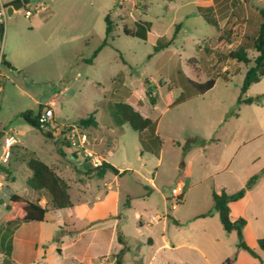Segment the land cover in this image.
I'll list each match as a JSON object with an SVG mask.
<instances>
[{
	"label": "rangeland",
	"instance_id": "374dc122",
	"mask_svg": "<svg viewBox=\"0 0 264 264\" xmlns=\"http://www.w3.org/2000/svg\"><path fill=\"white\" fill-rule=\"evenodd\" d=\"M206 1L210 0H29L13 14L6 12L0 51L16 70L0 62V154L7 137L16 142L8 164L0 166V264L9 243L17 264H76L82 256L93 259L92 264H107V258L99 256L112 249L111 230L97 231L88 221L97 216L90 210L109 183L120 201L115 235L128 241L123 264H206L187 245L202 248L219 233L224 235L213 194L220 185L230 192L242 177L238 170L221 173L225 159L264 160V106L239 103L248 65L228 58L241 44L251 47L264 0H214L209 10L198 9ZM204 13L216 25L207 22ZM108 15L113 27L108 45L93 63L87 62L106 38ZM140 20L153 24L147 40L124 32L135 30ZM174 33L172 45L156 52L158 38L170 39ZM247 51L252 64L257 52ZM176 73L186 80L175 79ZM210 77L216 81L213 88L198 93L192 82L204 83ZM132 92L141 106L132 100ZM183 93L194 95L172 105ZM262 94L264 79L247 92L249 97ZM51 100L55 104L48 105ZM114 102L129 103L143 117L157 120L155 140L142 146L139 134L127 124L107 131L109 123L116 124L108 105ZM46 108L53 111L51 125L43 128L50 137L20 117ZM88 114H95L102 132L111 131L114 137V145L105 144L104 138L96 150L103 149L113 162L129 165L144 177L127 173L115 181L110 173L102 179L89 159L71 147L62 129L77 126ZM80 129L87 138L94 127ZM257 133L260 137L253 141ZM147 146L157 154L146 151ZM32 158L63 166L61 175L75 207L70 219L74 224L68 222L65 231L86 227L80 239L50 220L20 224L17 231L2 225L13 194L34 196L26 184L31 176L26 163ZM85 163L90 168L82 172ZM179 181L184 183L182 204L172 195ZM81 190L90 204L77 202ZM200 214L209 215L197 219ZM152 216L160 219L151 223ZM58 233L62 244L53 241ZM163 238L184 246L174 252L159 249ZM233 239L223 256H236Z\"/></svg>",
	"mask_w": 264,
	"mask_h": 264
},
{
	"label": "trees",
	"instance_id": "16d2710c",
	"mask_svg": "<svg viewBox=\"0 0 264 264\" xmlns=\"http://www.w3.org/2000/svg\"><path fill=\"white\" fill-rule=\"evenodd\" d=\"M10 5H5L8 7ZM209 10V8L204 9ZM207 22L216 25L205 13L203 15ZM260 23L258 26L257 34L251 39V47L241 44L237 50L231 52L228 58L236 60L239 63L248 65L246 69L243 84L241 86V94L239 97V103H244L247 105L252 104H262L264 102V95H259L257 97L247 96L249 88L253 84L259 83L264 77V6L259 11ZM106 38L103 43L98 47V49L93 53L91 59L87 62H93L97 57L101 49L108 45V38L110 37L113 27L111 25L109 15L106 17ZM135 30H124L125 34L132 37H138L140 39H147V32L150 29L151 24L145 21H138L135 23ZM180 27L181 25H177ZM4 36V24H0V41ZM176 39V33L170 39L166 37H161L157 40L155 45V51L158 52L161 49L167 48L172 45L173 41ZM248 48H252L257 52V56L254 58L252 64H250V59L248 57ZM0 62L9 69L16 70L10 62L5 59V55L1 54L0 51ZM179 80H186L185 76L182 74L178 78ZM215 78L210 77L204 83H198L193 81L192 85L196 88L198 93H205L206 91L213 88L215 85ZM194 94H181L172 105H176L185 102L187 99L191 98ZM132 96V95H131ZM134 96V95H133ZM132 100L136 102L137 107L142 105V102L137 97H132ZM152 105L155 104L154 99H150ZM110 108V113L114 117L116 124L121 126L128 124L132 130L136 132H142L146 129H154L156 122L149 117H143L134 107L125 102H114L108 104ZM41 112L36 114L33 111H25L21 113L20 117L26 124L38 129L45 136L50 137V133L45 132L40 126L39 117ZM79 128L87 129L95 127L97 122L93 114H88L86 118L81 119L76 124ZM27 167L31 171V176L27 178L26 184L29 188L34 191H44L48 197V205L43 207L38 202L30 201L24 197L17 194H13L7 204L6 209L8 211L7 219L2 223V225L9 229V227H17L23 223L30 222H44L47 219L50 210H59L64 208H70L73 206L71 196L69 193V185L65 180H63L49 165L38 158H32L27 161ZM107 170L113 171L118 174V171L107 163H103L100 169H97V175L103 177ZM260 174L252 176L246 183V185L233 194H227L222 192L221 194H213V208L219 215L220 222L226 233H231L235 231L237 233V248L248 252L251 256L259 258L258 254L250 248L243 237V228L246 225V221L243 218L232 219L230 215L229 205L242 199L246 192L254 187L260 178ZM177 204L183 203V195L176 198ZM61 233H58L55 242L60 243ZM118 240L122 242L121 235L118 236ZM258 249L264 253V238L257 241ZM9 252L7 256L3 258L2 264H17L11 257L12 245L9 243L7 246ZM122 249L117 255H115L116 264H123V253ZM236 261V257H231L225 259L221 264H233Z\"/></svg>",
	"mask_w": 264,
	"mask_h": 264
},
{
	"label": "crops",
	"instance_id": "0c3cea01",
	"mask_svg": "<svg viewBox=\"0 0 264 264\" xmlns=\"http://www.w3.org/2000/svg\"><path fill=\"white\" fill-rule=\"evenodd\" d=\"M16 1H18V0H0V8H3L5 5H12ZM213 5H214V0L206 1V4L202 5V6L200 5L198 7V9L202 8V7L203 8L207 7L210 9ZM140 21H144V20H140ZM145 22H149L151 24L150 29L147 32V39H148V36L151 32L153 24L150 21H145ZM160 38H158V39H160ZM206 50L207 49H204V51H206ZM90 63H93V62H90ZM120 74H118V77L120 76ZM123 74H124V72H123ZM124 75H123V77H124ZM180 75H181L180 73H176L175 79L180 77ZM110 77H111V75H110ZM263 79H264V77L262 78V80ZM123 83H125V82H123ZM131 94L136 96L133 92ZM137 98L139 99V97H137ZM51 104H55V101L51 100L48 103V105H51ZM255 105L264 106V102L262 104H255ZM93 115L95 117V114H93ZM95 120L97 122V125H96V127H94V130L92 132H89L90 137H87L89 139L88 140V142H89L88 146L91 147L92 152H94L95 154H97L101 158L103 163L105 162V163L111 165L113 168H115L118 171V174H115L113 171L107 170V172H105L102 179H106L105 177L110 173L114 174L115 181L117 179V176H122V175H125L127 173H132V174L138 175L139 177H144L141 174V172H139L138 170L132 169V167L129 165H126V164L125 165H118L115 162H113L111 159H109V157H106L107 154L103 149H101L99 151L96 150L95 147L99 146L102 143L104 138L106 141L105 144H109V142H110L111 145H114V137L112 136L111 131L108 132L109 134H105L104 132H102V130H101V128H103L102 125H100V123L96 117H95ZM152 120L156 122L154 129H146L142 132H137L139 134L138 135L139 141L141 142L142 146H143V143H145V142L147 143V142L155 140V137L158 134L157 133V120H154L153 118H152ZM107 126L108 127L106 129L108 131L109 129L112 130L115 127H122L123 125L119 126L115 123L114 124L109 123ZM256 135L257 136H255V138H253V141H256L259 139L260 136H258V133ZM96 141H100V142L98 144H95ZM145 150L148 151L149 153L154 154V155L157 154V151L151 149L149 146L145 147ZM158 163H160V159H158ZM247 163L251 164L250 168H247V167L240 168L239 167V165L247 164ZM49 166L51 168H53L56 171V173L63 179V176L61 175V173L63 172V166L62 165H59V167H58V166H55L53 164H49ZM84 166H85L84 169H81L82 172H85L87 169L90 168L88 163H85ZM222 169L223 170H221V173L227 172V171L232 173L233 171L238 170L239 172H241L242 177L240 176L241 182H239V184L237 186H234L230 192H227L226 189L224 188V186L220 185L219 190L216 192L217 194H221L222 192H226L227 194L236 193L237 191H239L240 189H242L246 185L247 181L252 176L258 175V174L261 175L259 180L257 181L256 185L253 188H251L250 190H248L242 199L231 203L229 205V207H230V215H231L232 219L235 220L238 218H243L246 221V225L244 226V228L242 230L244 240H245L246 244L250 248H252L259 256V258H255V257L251 256L248 252H246L242 249H238L237 252L235 253L236 261L233 264H264V253L258 249V245H257V241L261 238H264V160H261V159H241L239 161H235V159H225V164H224ZM145 179H147L148 182L153 184L152 179H148L147 177H145ZM79 194L81 195L80 196L81 198H79L77 202L81 201L80 204H82V205L90 204V202L88 201V198H87L88 196L85 193V190H81L79 192ZM92 196H93V194H92ZM150 197H151V195L147 194V199H149ZM29 200L33 201V202H38L43 207L48 205V197L44 191H39V192L34 191V196L32 197V199H29ZM119 202H120L119 201V193L117 191H113V185L111 183H109V189L107 190V192H105V194L103 196H97V200H96L95 204H93V207L90 210L91 212H95V211L98 212L97 216L92 218V220L88 221V223H89L88 225L91 226V228L97 229V231L106 230V229L111 230L110 241L112 243V249L108 250L105 255L99 256L101 258L106 257L107 258V264H114L116 259H115V256H113V255L118 254V252H120L122 249H125V250L127 249V242H128L127 239L123 235L120 234L121 238H122V242H120L118 240V236L115 235V232L117 231L116 222L118 221V218L120 217L119 213H118ZM74 208L75 207H74V203H73V206L70 208H64V209H59V210H50L48 213L46 221H49V220L53 221L55 227H57L58 229L64 230L65 234L73 235L75 233L77 236V239H80L84 235L83 230L86 227L85 228H79V229L73 227L74 228L73 232L65 231V228L68 227V225H67L68 222H69V224H72V225L74 224V222H71V220H70L71 218L74 217V215H73V212H75V211H73ZM208 215L209 214H200L199 216H197V219L205 218ZM157 217H159V216H157ZM159 219H160V217H159ZM149 222H151V220ZM30 223H33V222H30ZM35 223H42V222H35ZM151 223H153V222H151ZM23 224H25V223H23ZM221 226H222V224H221ZM15 228H16L15 231H17L18 227H15ZM222 229H223V227H222ZM223 232H224V235H222V233L221 234L219 233V238L212 239L207 245H204V247H202V248L192 246V245H187V246L189 248H191V250H193L196 253V255H195L196 257H198L200 260L206 261V264H221L225 259L231 258L229 256H225V255H227L226 252L223 256L224 248L227 245V243H232L235 240L233 238H236L237 242H238L237 233L235 231H233L231 233H226L223 229ZM115 243L117 245L114 247ZM60 244H62L61 239H60ZM181 246H184V245H182V244L177 245L175 243L174 239L166 240L165 238H163L162 245L160 246L159 249H165V250H168L170 252H174V251L178 250L179 248H181ZM114 248H115V250H114ZM92 262H93V259L88 258V256H82L81 258L76 260V264H92Z\"/></svg>",
	"mask_w": 264,
	"mask_h": 264
},
{
	"label": "built area",
	"instance_id": "2783aa9c",
	"mask_svg": "<svg viewBox=\"0 0 264 264\" xmlns=\"http://www.w3.org/2000/svg\"><path fill=\"white\" fill-rule=\"evenodd\" d=\"M25 16L29 18L31 16V12L29 10L25 11ZM6 15V10L3 8H0V24L3 23V18ZM53 118V111L51 108H46L44 112H41L39 117V123L42 128H48L51 125ZM65 130V138L70 143L71 147L81 151V153L89 159V162L91 164V167L95 170L100 169L103 165V162L101 158L92 152L91 150L87 149V138L86 136L81 134V129L78 126L72 125L67 127ZM16 140L14 137H7L4 140L3 146H2V152L0 154V166L7 165L10 160L11 155V147L13 144H15ZM2 186V182L0 181V187ZM183 187L184 183L183 181H180L178 185L172 190V195L174 197H179L183 193ZM159 220V217H153L151 219V222H156Z\"/></svg>",
	"mask_w": 264,
	"mask_h": 264
},
{
	"label": "water",
	"instance_id": "95a60500",
	"mask_svg": "<svg viewBox=\"0 0 264 264\" xmlns=\"http://www.w3.org/2000/svg\"><path fill=\"white\" fill-rule=\"evenodd\" d=\"M28 3L29 0H18L8 7H3V9L6 10L8 15H11L14 13V11H17L23 8L24 6L28 5Z\"/></svg>",
	"mask_w": 264,
	"mask_h": 264
}]
</instances>
